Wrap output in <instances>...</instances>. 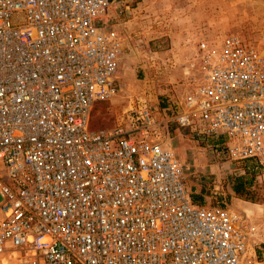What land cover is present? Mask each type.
Masks as SVG:
<instances>
[{"label":"built area","instance_id":"obj_1","mask_svg":"<svg viewBox=\"0 0 264 264\" xmlns=\"http://www.w3.org/2000/svg\"><path fill=\"white\" fill-rule=\"evenodd\" d=\"M110 4L0 0V264H248L239 217L192 200L146 105L123 111L129 128L89 130L117 90ZM195 64L173 118L264 167V56L225 34Z\"/></svg>","mask_w":264,"mask_h":264},{"label":"rangeland","instance_id":"obj_2","mask_svg":"<svg viewBox=\"0 0 264 264\" xmlns=\"http://www.w3.org/2000/svg\"><path fill=\"white\" fill-rule=\"evenodd\" d=\"M100 22L106 32L117 34L121 52L117 90L93 105L89 130L120 122L129 128L123 111L146 105L154 135L184 166L190 194H202V204L235 213L246 235L242 258L264 264V167L254 159L230 157L224 135H198L190 128L171 132L182 127L173 118L172 101L189 74L196 73L192 64L199 40L235 34L264 56V0H111ZM238 176L248 178L252 199L232 191Z\"/></svg>","mask_w":264,"mask_h":264},{"label":"trees","instance_id":"obj_3","mask_svg":"<svg viewBox=\"0 0 264 264\" xmlns=\"http://www.w3.org/2000/svg\"><path fill=\"white\" fill-rule=\"evenodd\" d=\"M250 185L251 184L246 176H238L237 178H235V181L233 182L232 191L238 197H243L244 199H252L249 198V195H251ZM201 195L202 194H195L193 192L191 193V198L195 203L202 204Z\"/></svg>","mask_w":264,"mask_h":264},{"label":"crops","instance_id":"obj_4","mask_svg":"<svg viewBox=\"0 0 264 264\" xmlns=\"http://www.w3.org/2000/svg\"><path fill=\"white\" fill-rule=\"evenodd\" d=\"M172 126H173V125H172ZM180 126H182V125H180ZM187 128H188L187 126H182V127H178V126L174 127V126H173V129H171V132H172V130H173V132H175V133H177L178 131H179V132H180V131L185 132Z\"/></svg>","mask_w":264,"mask_h":264}]
</instances>
